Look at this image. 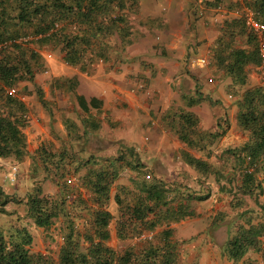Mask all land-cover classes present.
Returning <instances> with one entry per match:
<instances>
[{
	"label": "trees",
	"instance_id": "trees-1",
	"mask_svg": "<svg viewBox=\"0 0 264 264\" xmlns=\"http://www.w3.org/2000/svg\"><path fill=\"white\" fill-rule=\"evenodd\" d=\"M221 5L222 0H213L207 4V8L217 9ZM231 5L238 16L223 21L211 49L212 59L225 77L244 86L246 69L249 65L259 67V56L256 35L247 27L243 15L245 10H249L257 22L264 24V0H234ZM122 8V0H0L1 159L20 161L27 155L23 130L28 125V108L24 101L9 96L6 90L16 88L23 82H33L39 69L41 72L46 70L44 51L52 53L57 50L62 55L63 63L84 69L95 61H103L100 45L123 25ZM240 38L244 40L243 46L237 43ZM20 94L24 95L22 92ZM36 96L45 106L40 90L36 91ZM74 96L84 112L101 105L97 98L87 101L77 94ZM235 97L237 126L248 136V140L242 145L222 150L216 157V165L194 158L187 161L203 176H213L219 191L232 197L230 209L235 212L236 220L227 230L229 237L224 245V253L229 260L238 263L251 250L261 253L264 258L260 241L264 236V223L261 220L264 203L259 199L263 194L259 176L264 173V84L246 88ZM181 120L187 132L181 138H186L189 146L209 142V137L195 138L191 135L195 133L191 115L185 114ZM93 125L91 129L97 127ZM219 134H212L210 142L220 137ZM73 153H59L46 147L35 152L36 159L31 171H41L44 179L55 177L59 188L57 198L44 195L41 187L34 185L22 201L7 194L0 186V214L11 215L5 209L8 204L24 203L27 216L37 228L45 231L58 217L65 219L66 231L57 262L41 253L31 252L33 238L29 231L21 224H12L6 231L0 228V264H177V242L173 239L169 224L189 213L184 212L183 206L178 207L177 212L167 213L160 208L167 206L175 190L179 195L185 194V190H170L169 186L167 188L166 184L160 182L153 185L152 190H147L150 196L138 199L133 206L126 208L116 194L115 202L122 210L117 220V237L125 241L135 236L140 238L143 234L151 235L150 239L142 240L141 248L131 246L119 253L107 245L113 215L105 207L117 169L111 163L88 175L93 179H88V188L96 207H91L90 213L78 215H81L79 219L85 220L80 230V220L77 222L78 217L73 218L67 213L65 202L67 189L71 185L67 180L76 178V172L80 169L69 162L70 158L76 156ZM127 167L136 169L140 165L136 162ZM246 199L253 206H246ZM74 206L81 207V211L87 208L80 201L79 205ZM162 226L165 228L154 234ZM245 264L257 263L248 260Z\"/></svg>",
	"mask_w": 264,
	"mask_h": 264
},
{
	"label": "crops",
	"instance_id": "crops-1",
	"mask_svg": "<svg viewBox=\"0 0 264 264\" xmlns=\"http://www.w3.org/2000/svg\"><path fill=\"white\" fill-rule=\"evenodd\" d=\"M200 3L202 0H122L120 13L124 15L123 25L100 45L103 61H95L85 69L70 66L63 63L62 55L56 50L55 58L58 60L45 63L53 76L51 83H43V91L40 90L45 106L37 98L38 106L45 111L33 113L27 107L29 124L23 133L27 143H36V151L46 147L51 151L74 152L76 156L70 158L69 162L80 167L76 172L75 182L78 183L69 186L65 198L74 205L83 202L87 208L82 214L90 213L96 207L90 202L93 198L88 188V179L93 180L88 177L90 172L104 169L111 163L115 165L117 176L110 187L105 206L111 215L116 216H113L109 226V247L114 237L124 242L117 237V220L122 210L115 202V195L121 197L122 205L126 208L133 206L136 200L150 196L147 190H152L153 185L161 182L167 188L169 186L170 190H185L183 195L175 190L167 206L159 207L163 213H167L177 212L178 207L183 206L184 212L189 213L169 224L173 239L181 240L196 235L198 231L203 232L194 237V242L189 246H179L176 241L177 264H242L246 256L238 263L232 262L224 253L225 243L216 244L214 239V234L222 224L227 230L235 224L236 214L230 209L232 197L219 191L213 176H203L187 161L194 158L216 165L215 157L213 160L215 152H222L232 143L236 147L248 140L245 137V141H242L241 136L234 135V130L239 129L236 122V99L231 103V112L225 118L222 113L218 118L217 114L206 112L205 106L215 107L213 100L218 98V91L223 86L208 89L213 92L217 90L216 98H211L210 94H206L208 87H205L203 77L197 79L191 73L194 68L190 64L191 58H205L201 53L202 48L197 53L199 48L195 45L196 36L193 35L195 28L198 32L204 26L200 19L195 20L199 17L198 11L203 9ZM222 6L226 18L238 16L234 8L229 11ZM205 30H210V27ZM212 43L208 47H214V41ZM197 63L199 67L202 66L199 60ZM197 71V75H203L201 70ZM187 81L194 83L197 89L193 92L185 91ZM75 94L87 101L97 98L101 105L84 112ZM185 114L194 119L196 131L194 129L195 133L191 135L195 138L209 137V142L189 146L187 139L181 138L187 133L181 120ZM214 119H217L215 123ZM92 125L97 127L91 129ZM218 132L221 133L220 137L211 143V135ZM89 136L99 138V148L86 146ZM76 149H79V153ZM136 162L139 168L127 167ZM187 170L192 176L188 177ZM51 178L53 180V176L46 180ZM203 181L210 184L211 194L218 196L217 205L211 206V200H207L208 192L204 193L203 188L198 187ZM53 182L55 185L56 180ZM186 185H192L195 190ZM262 188L264 191L263 185ZM57 190L59 195L58 186ZM112 202L117 206L114 213L108 208ZM66 210L70 211V206ZM84 221L80 220L81 227ZM164 228H157L154 234ZM262 239L264 236L260 238L261 248Z\"/></svg>",
	"mask_w": 264,
	"mask_h": 264
},
{
	"label": "rangeland",
	"instance_id": "rangeland-1",
	"mask_svg": "<svg viewBox=\"0 0 264 264\" xmlns=\"http://www.w3.org/2000/svg\"><path fill=\"white\" fill-rule=\"evenodd\" d=\"M213 0H202V3H200V5H202L203 9H200L198 11V18H195V20L200 19L201 24H203L204 26H202V30L197 32V28H195V33H193L194 36H196V41H195V45L199 50L202 51L201 53L204 54L203 57H205L207 59V64L206 65H202L201 67H199L200 65L197 63V61L199 60L196 57L191 58L190 60V64L194 67L193 72H191L193 74V76L197 77V79L203 77L204 79V85L205 87H208V89H211L213 86L216 87L217 86H223L221 91H218V98L216 100H213L216 104L215 107L213 108H209L208 106H205L204 109L206 112L209 113L212 112L213 114H217L220 118L221 115H224V118L227 116V114H230L229 112H231V103L236 99L235 95L236 94H241L246 88L249 87H254V86H258V85H263L264 84V76L262 74V72L260 71V69L256 66L253 65H249L246 69V85L242 86L238 83H234V81L231 78L225 77L223 75V73L217 71V69L214 66V62L212 59V54H211V48L212 46L208 47V45L213 44L212 42L216 41V36H219L220 34V27L222 26V23L224 20L228 19L226 18V16L223 15V6L224 5L227 10H232L234 7L233 5H231L234 0H222V5L219 7L221 8V10H217L215 11L213 7H211L210 9H207L206 4L212 2ZM210 27V30H205L207 28ZM237 43L241 46H243L244 40L243 38H240L237 40ZM45 52V51H44ZM43 52V54H44ZM197 53H195L194 55H197ZM52 58L46 60V63L52 62L54 59L57 61L58 58L56 57V51H52ZM59 54V53H58ZM195 66H197L195 68ZM191 68V67H189ZM44 70V69H43ZM197 70H201V74H203L202 76L197 75ZM46 71V72H45ZM44 72H41V69H39V71H37L36 75H35V79L33 82H23L20 85H18L16 88L19 92V94L22 92L24 95V99L25 102L27 104V107L29 108L30 111H33V113L37 112L39 113L40 111H45L43 107L38 106V100H37V96H36V91L37 90H41L43 91L42 88V84H50L52 81V74L51 71H49V68L46 66V70ZM202 79V80H203ZM209 80H211L212 82L209 83ZM47 82V83H46ZM187 85L185 86V91L187 92H193L195 91V88L197 89V87H194V83H190L187 81ZM194 88V89H193ZM200 89L202 90V86H200ZM215 89V90H216ZM205 92V91H203ZM216 91H206V94L209 96V94L211 95V98H216ZM219 107H218V106ZM217 106V107H216ZM48 107L50 109V105L48 104ZM222 113V114H221ZM221 114V115H220ZM217 119H214V123ZM29 124V123H28ZM224 125V124H223ZM221 129V128H220ZM223 130V129H221ZM79 134H81V130H79ZM234 132L236 134H234L235 136H241L242 137V141H245V137H248L246 134L242 133L239 129H235ZM102 134V133H101ZM83 137V136H82ZM88 138V139H87ZM86 139V146H93V147H97L99 148L100 144H99V138L98 137H87ZM223 139V138H222ZM222 139H220L219 141L221 142ZM27 155L20 161L14 159V158H8V159H1L0 158V186L3 188V190L11 195L16 197V199L22 200L24 201V199L26 198V196L30 193L32 187L34 185H39L41 187V190L43 192L44 195L47 196H51V197H55L57 198L58 193H57V186L54 185L53 180L55 179V177H53L51 179H44L42 178L41 175V171L37 172V173H32L31 169H32V165L33 160L36 159V155H35V145L32 144V142L27 143ZM90 144V145H89ZM233 145H235V143H232L230 145H228L227 147L230 148L234 147ZM85 147V146H84ZM92 148V149H95ZM226 149V148H225ZM79 149H76V151L78 152ZM224 150V149H223ZM73 152V151H72ZM76 152V153H77ZM61 153V152H59ZM79 153V152H78ZM77 153V154H78ZM84 153V152H83ZM82 153V155H84ZM221 153V151L219 152H215L213 154V160ZM84 158V157H83ZM16 168L15 171V175H12V169ZM188 177L192 176L191 173L187 170L186 171ZM70 178V176H67ZM74 177H71L70 179H72ZM262 181V185L264 186V173L262 174L261 177H259ZM75 179V178H74ZM197 180V179H196ZM195 180V181H196ZM75 180L72 181L71 185L77 184L78 182H75ZM201 186H198L199 188H203L204 193L208 192V198L207 200H211V206H215L217 205V203L219 202L218 196L217 195H213L211 194L212 189L209 187L210 184L206 181V182H201ZM189 189H192L193 191L195 190V187H193L191 185L188 186L186 185ZM206 195V194H205ZM213 196V197H212ZM260 201L262 203H264V191L263 194L260 196ZM206 200V199H205ZM66 202V207L70 206L71 210L68 211L69 212H74L73 214L70 213V216L73 218L78 217V220H81L82 218L79 219L78 216L79 214H82L83 211H81V208H79V206L74 207L73 202L70 201L69 199H65ZM92 203V200L90 201ZM245 204L246 206H253L252 202L249 199L245 200ZM201 203V202H198ZM110 210L114 211L117 210V206L114 202L111 203L110 207H108ZM6 211L8 213H10L11 215H2L0 214V228H3L4 231H6V229L8 227H10L12 224H21L23 226H25V228L29 231V233L31 234L32 238H33V242H32V246H31V252L33 253H41L43 255L48 256L53 262H57L58 260V253H59V249L63 244V235L66 231V223L65 219L60 216L58 217L53 225L51 226L50 229L48 230H43L41 228H37L33 221L27 216L26 214V206H24V203H21L19 205L17 204H8L5 207ZM111 210V211H112ZM224 210V209H223ZM86 216V215H85ZM115 216V215H113ZM116 217V216H115ZM114 217V218H115ZM87 218V216H86ZM262 219L264 220V216L262 217ZM113 226V224H112ZM78 229H82L81 227V223L79 224ZM110 230L112 231L113 229L110 228ZM201 233H203L202 231H198L196 233V235H191L190 237H184L181 240H176L179 243V246L183 245V246H189L194 242V237L199 236ZM213 235V234H212ZM215 236V240H216V244H224L226 242V240L228 239V234H227V228L224 227V225L222 224L220 227V230L214 234ZM143 239H140L138 236H135L132 240H128V241H124V242H120L117 241V239L114 237V241L111 240L110 242V247L112 249H114L116 252H123V250H125L128 247L131 246H136L141 248L143 245L142 242ZM262 250L264 251V240L262 239ZM184 250V249H181ZM181 253L183 254V252L181 251ZM264 258L262 257L261 253H254L252 251V253L246 255V257L244 258V262L242 261V264H245V262L247 260H251L256 262L257 264H264Z\"/></svg>",
	"mask_w": 264,
	"mask_h": 264
},
{
	"label": "built area",
	"instance_id": "built-area-1",
	"mask_svg": "<svg viewBox=\"0 0 264 264\" xmlns=\"http://www.w3.org/2000/svg\"><path fill=\"white\" fill-rule=\"evenodd\" d=\"M217 10L219 11L221 10V8H217ZM243 17H244V20L249 30H251L256 35L257 43H258V56H259V67L258 68L261 71L263 70L262 74L264 76V24L257 22L253 18V14L249 10L244 11ZM1 47L2 45H0V49ZM44 57H45V60L51 59L52 54L49 52H44ZM199 62L201 65H206L208 63L206 58H200ZM6 93L11 97H18L20 100L25 102L24 96L19 94L17 88H9L6 90ZM26 119H28V116L26 117ZM15 171H16V168H13L12 169L13 176L15 175ZM74 178L67 180V183L71 184L72 181L76 179ZM150 238H151V235L149 234H143L140 236V239H150Z\"/></svg>",
	"mask_w": 264,
	"mask_h": 264
}]
</instances>
